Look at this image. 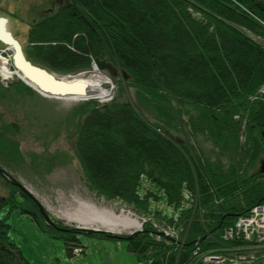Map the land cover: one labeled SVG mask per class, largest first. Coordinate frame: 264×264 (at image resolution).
<instances>
[{
    "label": "trees",
    "instance_id": "1",
    "mask_svg": "<svg viewBox=\"0 0 264 264\" xmlns=\"http://www.w3.org/2000/svg\"><path fill=\"white\" fill-rule=\"evenodd\" d=\"M72 1L78 11L63 7L30 23L28 56L61 75L89 68L95 57L111 60L129 74L119 75L136 99L75 105L73 153L84 180L97 195L177 228L179 240H172L146 219L123 238L139 264H194V247L227 243L223 229L264 202V93L256 94L264 83V9L256 0ZM8 87L28 88L21 80ZM144 106L155 121L144 117ZM0 122V153L21 161L11 137L17 124ZM182 125L188 136L179 141L171 130ZM2 178L10 191L0 195V264H32L9 235L14 208L72 255L78 234L47 223L34 201Z\"/></svg>",
    "mask_w": 264,
    "mask_h": 264
},
{
    "label": "rangeland",
    "instance_id": "2",
    "mask_svg": "<svg viewBox=\"0 0 264 264\" xmlns=\"http://www.w3.org/2000/svg\"><path fill=\"white\" fill-rule=\"evenodd\" d=\"M51 1L3 0L0 3V15L8 16L9 27L26 47V33L30 23L49 13L44 11L48 6H52L53 1ZM54 8L56 9V7ZM1 46L3 43L0 42ZM87 71L89 70H85V72ZM109 76L114 84V99L135 103L134 88L131 85H126L119 74L113 77L109 74ZM23 86L25 87V85ZM27 86L28 88L14 90L0 83V118L6 123L15 122L17 124L18 131L11 133V137L24 155L23 159L18 162L9 157H3L0 153V161L43 203L54 220L61 222L64 226L82 227L74 221H68L59 216V211L70 204L74 197H78L98 206L114 208L116 211L124 209L140 221L145 217L149 220L154 219L161 225L172 224L165 217L139 213L130 204H125L119 199H106L92 191L85 182L80 163L73 153L75 140L73 123L76 120L74 108L81 99L68 100L67 102V99H63V97H48L29 85ZM89 99L99 102L97 98ZM144 107L143 110L141 109L144 117L149 121H155L151 109L148 106ZM184 116L186 117L185 114ZM186 130L187 128L182 125V129H172L171 132L177 140L184 141V137L188 136ZM243 135L245 136L244 131ZM64 151L67 154H63ZM51 154H55V157L51 158ZM9 191L10 186L0 176V195H7ZM6 208L1 209V214ZM16 209L9 212L8 221L10 223L15 220V214L18 212ZM15 221L14 227L20 228L21 219L17 218ZM119 233L126 235L130 233V230ZM11 234L10 228L9 235L11 236ZM80 235H84V233ZM56 239L65 246L62 239ZM19 240L23 244V248H21L24 249L25 255L29 254L38 261L37 248L28 239L21 238ZM32 257L30 259H33Z\"/></svg>",
    "mask_w": 264,
    "mask_h": 264
},
{
    "label": "built area",
    "instance_id": "3",
    "mask_svg": "<svg viewBox=\"0 0 264 264\" xmlns=\"http://www.w3.org/2000/svg\"><path fill=\"white\" fill-rule=\"evenodd\" d=\"M97 66L94 59L91 65ZM90 68L88 70H90ZM98 71L107 79L105 84L106 95L97 98L99 102H107L113 98L114 84L109 78V73L98 66ZM19 71L12 64L11 48L7 45L0 47V83L9 84L17 76ZM85 70L67 73L66 75L74 76ZM264 93V83L258 88L256 94ZM238 116L237 114L235 115ZM244 127V124L242 125ZM243 132L240 139L244 140ZM146 220L145 217L142 219ZM153 226L157 231H161L164 236L179 238L177 228L172 225H161L154 221ZM227 243L220 247L208 250H200L199 246L194 247L192 253L194 264H264V202L253 204L249 210L239 214L232 224L226 226L221 234ZM81 245L74 244L71 249L73 256H78L83 252Z\"/></svg>",
    "mask_w": 264,
    "mask_h": 264
},
{
    "label": "water",
    "instance_id": "4",
    "mask_svg": "<svg viewBox=\"0 0 264 264\" xmlns=\"http://www.w3.org/2000/svg\"><path fill=\"white\" fill-rule=\"evenodd\" d=\"M2 1L3 0H0V3ZM255 3L259 8L264 9V0H256ZM8 22V16L0 15V42L5 43L11 47L13 65L19 69V71L24 75L26 79L34 83L36 87L29 84V82L25 78H21L23 82H25L27 85H29L42 95L48 97H64L68 95L85 94L87 92V87L84 82L76 79H66L65 77H63L64 75L58 74L49 66L40 64L31 59L28 56L22 42L12 32L11 28L8 25ZM94 59L100 68L107 69V71L113 76L122 73L124 75V78L129 77V74L125 71V69L119 68L113 61L99 57H95ZM261 170L264 171L263 162ZM0 174L14 186L15 191L19 190L21 193L29 196L36 204L38 211L41 213L45 221L51 225H54L59 230L71 231L75 233L84 232L86 234L95 231H101L115 238H129L137 233V230H135L130 234L121 235L119 233L107 231L100 228L59 225L51 217L43 203L25 186V184H23L20 179L16 178L2 165H0ZM223 217L224 216H222V218L220 219L218 225L221 224ZM168 238L172 240L174 239L173 237Z\"/></svg>",
    "mask_w": 264,
    "mask_h": 264
},
{
    "label": "crops",
    "instance_id": "5",
    "mask_svg": "<svg viewBox=\"0 0 264 264\" xmlns=\"http://www.w3.org/2000/svg\"><path fill=\"white\" fill-rule=\"evenodd\" d=\"M16 211L18 212L14 218L21 219V225L20 228L14 227L16 221H12L10 237L14 242L18 240L15 243L24 255L23 244L19 239H28L37 248L38 261L29 254L25 255L32 264H139L136 255L128 249L126 241L122 238L78 235L84 246V252L81 255L72 256L66 246L42 230L30 214L21 212L19 209ZM31 257L33 259H30Z\"/></svg>",
    "mask_w": 264,
    "mask_h": 264
},
{
    "label": "bare ground",
    "instance_id": "6",
    "mask_svg": "<svg viewBox=\"0 0 264 264\" xmlns=\"http://www.w3.org/2000/svg\"><path fill=\"white\" fill-rule=\"evenodd\" d=\"M97 66H92L91 68L89 66V71H83L82 73L75 74L74 76L66 75L67 73L64 74L63 77L66 79H76L84 82L87 87V92L85 94L64 96L63 99H67L68 102V100L101 98L105 96L107 91L105 87L107 79L104 75L99 73ZM100 69L107 71V69L104 68ZM17 76L20 77V79L25 78L20 71H17ZM26 80L29 84L36 87L34 83L28 79ZM59 216L68 221H74L77 225L92 228H103L107 231L114 232H122L125 230H130L131 232L135 229H139L142 225V221L138 220L137 217L131 215L124 209L116 211L114 208L98 206L93 202L83 200L78 197H74L70 204L61 209L59 211Z\"/></svg>",
    "mask_w": 264,
    "mask_h": 264
},
{
    "label": "flooded vegetation",
    "instance_id": "7",
    "mask_svg": "<svg viewBox=\"0 0 264 264\" xmlns=\"http://www.w3.org/2000/svg\"><path fill=\"white\" fill-rule=\"evenodd\" d=\"M53 1V2H52ZM52 6H48L46 9H45V13L46 12H49V13H52L54 12L55 10L59 9V8H63V7H73V12H76L78 11V7L73 3L72 0H52ZM54 4V6H53ZM56 7V9L54 8ZM55 9V10H54ZM20 149V148H19ZM21 151V149H20ZM57 222V220H56ZM60 225H63V224H60ZM64 226V225H63ZM71 232V231H70ZM74 233V232H73Z\"/></svg>",
    "mask_w": 264,
    "mask_h": 264
}]
</instances>
